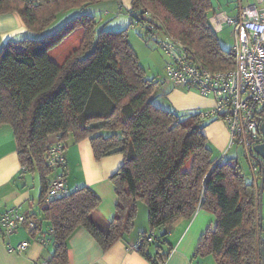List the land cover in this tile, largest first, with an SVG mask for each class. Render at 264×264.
Segmentation results:
<instances>
[{
    "label": "trees",
    "instance_id": "trees-1",
    "mask_svg": "<svg viewBox=\"0 0 264 264\" xmlns=\"http://www.w3.org/2000/svg\"><path fill=\"white\" fill-rule=\"evenodd\" d=\"M100 1L0 0V15L16 13L28 29L0 48V126L13 128L21 164L38 173L41 207L35 218L54 228L51 264L67 263L68 240L80 227L109 249L134 228L139 200L148 206L151 231L190 218L198 208L213 212L217 223L202 235L195 256L212 255L216 264H261L260 194L239 162L214 157L209 148L205 122L217 114L154 103L160 79L147 78L128 29H106V22L82 13L46 33L61 13ZM215 12L212 0H132L129 13L146 34L162 29L192 50L196 61L223 71L235 62L209 22ZM80 28V46L62 64L53 61L49 50ZM165 73L167 78L166 67ZM55 134L64 152L70 137L88 138L96 159L124 156L111 176L117 195L112 220L98 216L101 199L88 186L47 201L54 173L48 144ZM141 237L144 253L150 241L146 232Z\"/></svg>",
    "mask_w": 264,
    "mask_h": 264
},
{
    "label": "crops",
    "instance_id": "crops-1",
    "mask_svg": "<svg viewBox=\"0 0 264 264\" xmlns=\"http://www.w3.org/2000/svg\"><path fill=\"white\" fill-rule=\"evenodd\" d=\"M131 1L118 0V4L120 8L126 5L130 9ZM235 1L237 4H231L228 9L220 5L216 7L213 2L216 12L210 18L220 11L234 15L237 12L239 0ZM61 14H67V12ZM87 14L93 15L92 11ZM213 28H215L214 25ZM0 34L3 45L8 40L28 34V29L18 14L6 13L0 15ZM166 62L163 75L159 74L157 78L160 81L159 88L154 94V103L166 110L183 113L209 111L214 106L215 99L212 96H204L195 89L188 90L169 81L165 73ZM205 123L207 125L204 127V134L208 138L209 148L212 149L214 157L224 158L227 150L231 148L228 123L218 114L207 118ZM57 137V134L50 136L49 142L54 143ZM223 152L225 154H222ZM65 154L66 167L62 171V176L66 180L67 190L72 192L83 186L92 188L101 199L98 216L106 221L112 220L115 215L117 195L111 176L122 165L124 156L121 153H115L98 160L94 156L88 138L75 142L71 137L67 140ZM229 159L234 158H227ZM250 166L252 173L249 177L242 169L246 179L254 183L259 193L260 170L257 172V168ZM40 194L38 173L28 172L20 162L13 128L8 124L1 125L0 211L17 207L26 214L30 213V216L33 215L32 218H34L41 207ZM216 223L217 217L213 212L198 208L194 216L190 218L179 217L170 227H158L151 231L148 206L146 203L138 202L134 228L107 250L102 248L85 227L78 228L68 240V261L65 264H216L212 255L195 256L202 235L209 228L215 227ZM41 227L43 231L54 230L46 222ZM261 228L262 245H264V215ZM144 232L148 234L150 241L144 253L139 249L130 248L132 244L143 239L141 235ZM35 236L36 232L30 234L24 226L18 227L9 234L0 233V264H41L45 260H50L55 251V231L48 237L49 240L45 244L37 241ZM23 241L29 242L28 247L22 251L14 250ZM164 255L168 256L164 259Z\"/></svg>",
    "mask_w": 264,
    "mask_h": 264
},
{
    "label": "built area",
    "instance_id": "built-area-1",
    "mask_svg": "<svg viewBox=\"0 0 264 264\" xmlns=\"http://www.w3.org/2000/svg\"><path fill=\"white\" fill-rule=\"evenodd\" d=\"M211 21L216 31H221L224 23L235 29V45L231 50L234 68L210 70L204 63L196 61V54L181 41L163 36L160 44L169 55L167 78L175 85L195 89L215 99L214 106L203 112V116H222L231 134L229 146L236 142L242 144L250 165L256 169L259 163L253 146L264 141L260 131L264 118V0H253L251 3L239 0L234 15L220 11ZM48 148L47 162L55 173L49 181L47 201L69 193L62 176L66 167L64 145L57 137L54 143L49 142ZM32 216L17 207L0 211V233L9 234L24 226L30 234L36 231V240L45 244L54 230L43 231L39 220ZM141 243L142 239L130 248L138 250ZM28 245L29 242L23 241L14 250L22 251ZM41 264L51 262L45 260Z\"/></svg>",
    "mask_w": 264,
    "mask_h": 264
},
{
    "label": "rangeland",
    "instance_id": "rangeland-1",
    "mask_svg": "<svg viewBox=\"0 0 264 264\" xmlns=\"http://www.w3.org/2000/svg\"><path fill=\"white\" fill-rule=\"evenodd\" d=\"M212 1L215 3L216 7L220 5V7L226 9H228L231 4H237L235 0ZM252 1L253 0H244V3H251ZM93 7H95V9H93ZM89 11H92L97 21L107 23L106 29H114L116 31L128 29V40L136 52L140 64L146 70L147 78L157 79L159 78V74L163 75V67L169 58V55L160 44V40L164 36L163 30L158 28L154 35L146 34L143 25L136 24V22L131 19L129 13L130 9H128L126 5L120 8L118 0H102L97 3L89 4L83 9L74 8L72 11L67 12V14H60L58 19L46 30V33L55 31L57 26H60L62 22L70 20L78 14L89 13ZM209 22L213 26L211 18H209ZM82 34L83 31L81 28L73 31L62 42L49 50V57L58 64H62L65 59L80 46ZM216 36L223 50L231 51L233 49L235 45V29L233 26L224 24L222 30L216 32ZM1 46L2 38L0 34V48ZM222 154H225V152ZM229 157H233L234 159L232 160H236L240 163L248 177L251 175L252 168L250 166V160L242 144L236 142L235 145L227 150V154L223 160H227ZM259 170L260 166L257 167V172ZM258 174L260 176V173ZM139 202L145 203L143 200H139ZM262 211L264 215V193L262 196Z\"/></svg>",
    "mask_w": 264,
    "mask_h": 264
},
{
    "label": "water",
    "instance_id": "water-1",
    "mask_svg": "<svg viewBox=\"0 0 264 264\" xmlns=\"http://www.w3.org/2000/svg\"><path fill=\"white\" fill-rule=\"evenodd\" d=\"M260 131L263 134L264 137V118L260 123ZM253 150L255 151L256 155L255 157L258 159V163L260 166V201H259V219H260V225H262V219H263V213H262V196L264 193V141L257 143L253 146ZM260 243H261V264H264V245L262 237H260Z\"/></svg>",
    "mask_w": 264,
    "mask_h": 264
}]
</instances>
